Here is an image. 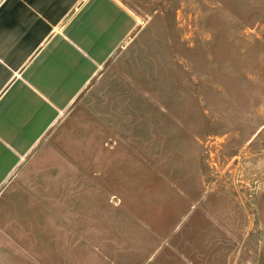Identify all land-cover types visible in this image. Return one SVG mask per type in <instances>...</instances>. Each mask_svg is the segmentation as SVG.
Here are the masks:
<instances>
[{
  "label": "rangeland",
  "instance_id": "374dc122",
  "mask_svg": "<svg viewBox=\"0 0 264 264\" xmlns=\"http://www.w3.org/2000/svg\"><path fill=\"white\" fill-rule=\"evenodd\" d=\"M136 20L0 192V264H264V0H117Z\"/></svg>",
  "mask_w": 264,
  "mask_h": 264
},
{
  "label": "crops",
  "instance_id": "0c3cea01",
  "mask_svg": "<svg viewBox=\"0 0 264 264\" xmlns=\"http://www.w3.org/2000/svg\"><path fill=\"white\" fill-rule=\"evenodd\" d=\"M136 27L117 0H0V192Z\"/></svg>",
  "mask_w": 264,
  "mask_h": 264
}]
</instances>
